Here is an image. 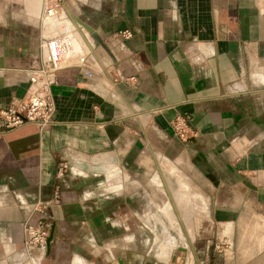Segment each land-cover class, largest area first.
<instances>
[{
    "label": "crops",
    "instance_id": "1",
    "mask_svg": "<svg viewBox=\"0 0 264 264\" xmlns=\"http://www.w3.org/2000/svg\"><path fill=\"white\" fill-rule=\"evenodd\" d=\"M62 6L42 22L41 0H0V107L25 93L42 35L60 64L52 121L0 124V264H31L26 219L48 230L35 264H264V0ZM175 116L196 133L177 137ZM154 157L190 186L165 208L128 206L127 168ZM159 211L166 239L148 244L144 220Z\"/></svg>",
    "mask_w": 264,
    "mask_h": 264
},
{
    "label": "built area",
    "instance_id": "2",
    "mask_svg": "<svg viewBox=\"0 0 264 264\" xmlns=\"http://www.w3.org/2000/svg\"><path fill=\"white\" fill-rule=\"evenodd\" d=\"M63 1L41 0V21L46 22L48 19L62 16ZM116 34L122 38H128L131 35V31L123 28L117 30ZM39 45V63L30 70L28 75L29 84L25 93L18 98L12 99L6 106L0 107V124L3 130L13 129L25 123H33L41 127L52 121L54 103L49 85L50 78L53 77L59 64L54 61L52 44L48 35H42ZM170 125L174 134L182 140H186L188 136L196 133L182 116H175L170 121ZM2 129H0V132ZM65 168V162H60L57 173L59 175L62 174ZM32 208L36 207L32 205ZM22 233V252L31 264H35L38 257L32 255V250L43 247L48 230L44 223L40 221L31 222L26 219L22 224Z\"/></svg>",
    "mask_w": 264,
    "mask_h": 264
},
{
    "label": "rangeland",
    "instance_id": "3",
    "mask_svg": "<svg viewBox=\"0 0 264 264\" xmlns=\"http://www.w3.org/2000/svg\"><path fill=\"white\" fill-rule=\"evenodd\" d=\"M153 161L154 162L152 163V165L147 169L137 168L138 170H136V172L132 171L130 168H127V178L123 183L125 195H122L126 196L128 206H136L135 201H137V204L138 202H141L143 208L150 207L153 204L154 207H159L160 209L161 207L165 208L167 203L171 201L166 198L168 191L176 192L179 187H181V184L179 182H181L182 179L186 180L188 186H190L188 179L184 178L183 176L182 168L177 165V163L173 164L174 162L172 161V159L165 160L161 157H154ZM177 161L179 162V160ZM152 177H154L153 180ZM132 191L141 193L142 198L138 197V195L135 198L134 194L129 197ZM152 193L153 196L155 194L156 196H158V198L149 199L150 194ZM179 205L182 206V204ZM130 218L131 217H128V223H132L134 226V220ZM166 218L167 216L165 214H162L161 211H159L158 214H153V216L149 218H145L146 221L144 220V223L146 226H143L144 229L143 231H141V236L142 238L147 237L148 244L151 243L152 239L154 238L155 240L159 239L160 241L166 239V235L164 234L165 232H162L161 230L162 226L165 225L167 221ZM156 222H158V225H156ZM145 246L148 245H144V249Z\"/></svg>",
    "mask_w": 264,
    "mask_h": 264
},
{
    "label": "water",
    "instance_id": "4",
    "mask_svg": "<svg viewBox=\"0 0 264 264\" xmlns=\"http://www.w3.org/2000/svg\"><path fill=\"white\" fill-rule=\"evenodd\" d=\"M86 30H88L90 32V34L97 40V42L104 47V44H103V41L96 35V32L93 31L92 29L90 28H87L84 26V24H81ZM49 239V236L46 238V241H48Z\"/></svg>",
    "mask_w": 264,
    "mask_h": 264
},
{
    "label": "bare ground",
    "instance_id": "5",
    "mask_svg": "<svg viewBox=\"0 0 264 264\" xmlns=\"http://www.w3.org/2000/svg\"><path fill=\"white\" fill-rule=\"evenodd\" d=\"M59 59V58H58ZM61 60V59H60ZM61 62V61H60ZM61 64H62V62H61ZM60 65V64H59Z\"/></svg>",
    "mask_w": 264,
    "mask_h": 264
}]
</instances>
